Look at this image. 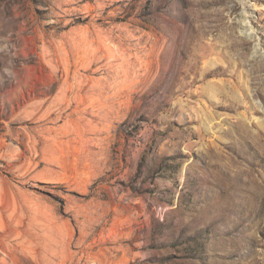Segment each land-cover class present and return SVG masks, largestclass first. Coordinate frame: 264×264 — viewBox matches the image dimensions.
Instances as JSON below:
<instances>
[{"label": "rangeland", "instance_id": "1", "mask_svg": "<svg viewBox=\"0 0 264 264\" xmlns=\"http://www.w3.org/2000/svg\"><path fill=\"white\" fill-rule=\"evenodd\" d=\"M0 264H264V0H0Z\"/></svg>", "mask_w": 264, "mask_h": 264}]
</instances>
